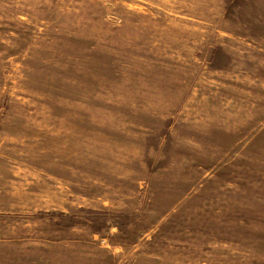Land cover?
<instances>
[{
  "label": "rangeland",
  "instance_id": "obj_1",
  "mask_svg": "<svg viewBox=\"0 0 264 264\" xmlns=\"http://www.w3.org/2000/svg\"><path fill=\"white\" fill-rule=\"evenodd\" d=\"M0 264H264V0H0Z\"/></svg>",
  "mask_w": 264,
  "mask_h": 264
}]
</instances>
